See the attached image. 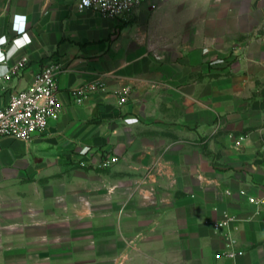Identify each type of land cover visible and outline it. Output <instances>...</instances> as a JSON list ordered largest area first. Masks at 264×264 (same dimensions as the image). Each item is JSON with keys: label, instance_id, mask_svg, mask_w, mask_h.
Wrapping results in <instances>:
<instances>
[{"label": "crops", "instance_id": "obj_1", "mask_svg": "<svg viewBox=\"0 0 264 264\" xmlns=\"http://www.w3.org/2000/svg\"><path fill=\"white\" fill-rule=\"evenodd\" d=\"M127 23L0 0V107L52 63L62 103L0 140V264H264V0H147Z\"/></svg>", "mask_w": 264, "mask_h": 264}, {"label": "built area", "instance_id": "obj_2", "mask_svg": "<svg viewBox=\"0 0 264 264\" xmlns=\"http://www.w3.org/2000/svg\"><path fill=\"white\" fill-rule=\"evenodd\" d=\"M147 0H77L79 10L91 9L102 16L112 18L119 23H125L132 19L134 13ZM25 15H15L14 21L19 24L25 20ZM26 30L19 29L16 34L25 33ZM11 49L7 50L6 58L10 56ZM29 61L28 56H23L17 63L15 69L24 66ZM61 66L52 63L44 66L37 74L35 81L25 89H20L11 94L5 106L0 107V140L11 137L24 141H32L36 137L44 135L51 120H58L62 113V103L59 98L57 76ZM98 81L88 85H81L72 89V95L77 103H83L94 88H98ZM130 89L123 91L121 99L128 98ZM241 135L238 142L244 139ZM264 153V142L262 144ZM118 156L104 153L98 164L102 168L111 167L118 161ZM84 163V161H82ZM241 193H246L241 190ZM249 200L259 205H264V196H249ZM232 218L215 223L217 227L228 226ZM242 251H225L217 256L236 257Z\"/></svg>", "mask_w": 264, "mask_h": 264}, {"label": "rangeland", "instance_id": "obj_3", "mask_svg": "<svg viewBox=\"0 0 264 264\" xmlns=\"http://www.w3.org/2000/svg\"><path fill=\"white\" fill-rule=\"evenodd\" d=\"M253 32H254V31H253ZM253 32H252V33H253ZM250 33H251V32H250ZM254 33H255V32H254ZM256 33H257V34H260L259 31H257ZM256 33H255V34H256ZM129 92H130V91H129ZM160 95L163 96V91H160ZM204 138L206 139V141H205L204 144H205V147H207V146H209V144H210V137H206V136H205ZM105 152H106L107 154H113V155H116V154H115V151H114L113 149H108V150L104 151V153H105ZM104 153H103V154H104ZM103 154H102V155H103ZM102 155H101V156H102ZM118 158H119V157H118ZM172 158H173L174 160H176L175 155H172ZM177 159H178V158H177ZM119 160H120V159H118L117 162H119ZM117 162H116V163H117ZM116 163H114L111 167H108V168H102V167H100V168H101V169H104V170H106V169H109V170H110V169H111Z\"/></svg>", "mask_w": 264, "mask_h": 264}, {"label": "trees", "instance_id": "obj_4", "mask_svg": "<svg viewBox=\"0 0 264 264\" xmlns=\"http://www.w3.org/2000/svg\"><path fill=\"white\" fill-rule=\"evenodd\" d=\"M128 23L127 22H125V23H123V26H125V25H127Z\"/></svg>", "mask_w": 264, "mask_h": 264}, {"label": "clouds", "instance_id": "obj_5", "mask_svg": "<svg viewBox=\"0 0 264 264\" xmlns=\"http://www.w3.org/2000/svg\"><path fill=\"white\" fill-rule=\"evenodd\" d=\"M3 74V72L2 71H0V75H2Z\"/></svg>", "mask_w": 264, "mask_h": 264}]
</instances>
